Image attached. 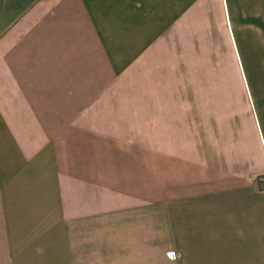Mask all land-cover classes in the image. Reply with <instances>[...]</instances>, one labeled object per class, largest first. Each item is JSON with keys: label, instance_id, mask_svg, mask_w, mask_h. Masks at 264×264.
I'll return each instance as SVG.
<instances>
[{"label": "crops", "instance_id": "0c3cea01", "mask_svg": "<svg viewBox=\"0 0 264 264\" xmlns=\"http://www.w3.org/2000/svg\"><path fill=\"white\" fill-rule=\"evenodd\" d=\"M183 29L232 46L253 152L235 187L149 201L146 139L101 134L100 95ZM259 134L264 0H0V264H264Z\"/></svg>", "mask_w": 264, "mask_h": 264}, {"label": "rangeland", "instance_id": "374dc122", "mask_svg": "<svg viewBox=\"0 0 264 264\" xmlns=\"http://www.w3.org/2000/svg\"><path fill=\"white\" fill-rule=\"evenodd\" d=\"M177 37H166L163 51L154 46L135 76L117 79L112 91L100 95L101 106L110 105L100 110L101 120L111 121L99 126L101 134L146 139L149 201L235 187L246 169L237 157L253 152L248 94L245 84L243 93L239 89L232 46L201 30L183 29ZM259 135L258 165L264 169Z\"/></svg>", "mask_w": 264, "mask_h": 264}, {"label": "built area", "instance_id": "2783aa9c", "mask_svg": "<svg viewBox=\"0 0 264 264\" xmlns=\"http://www.w3.org/2000/svg\"><path fill=\"white\" fill-rule=\"evenodd\" d=\"M168 257L170 259H175L176 258V254L174 252L168 253Z\"/></svg>", "mask_w": 264, "mask_h": 264}]
</instances>
